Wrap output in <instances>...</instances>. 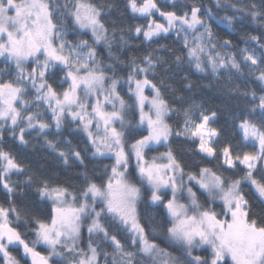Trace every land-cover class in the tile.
I'll return each mask as SVG.
<instances>
[{
	"label": "snow or ice",
	"instance_id": "6c2138e0",
	"mask_svg": "<svg viewBox=\"0 0 264 264\" xmlns=\"http://www.w3.org/2000/svg\"><path fill=\"white\" fill-rule=\"evenodd\" d=\"M212 5L127 0L146 23L122 27L93 0H0L3 264H20L10 248L26 264H264V0ZM245 22V47L213 27ZM141 38L177 46L129 56ZM37 147L55 163L16 151Z\"/></svg>",
	"mask_w": 264,
	"mask_h": 264
},
{
	"label": "trees",
	"instance_id": "16d2710c",
	"mask_svg": "<svg viewBox=\"0 0 264 264\" xmlns=\"http://www.w3.org/2000/svg\"><path fill=\"white\" fill-rule=\"evenodd\" d=\"M93 2H96L98 4H111L114 6V10L105 17V23L107 24L108 21H119L121 22V26L122 27H130L133 24H144L146 23L145 20L143 19H137L135 18L134 14L131 13L130 9H128L126 7V2L127 0H93ZM139 2V0H138ZM157 2L159 3L160 0H157ZM200 2L202 4H204L207 7H212V0H200ZM215 11V9H213ZM105 11H108V9H105ZM221 15H223L224 13H220ZM229 15H231V12H228ZM156 19L159 20V17H155ZM160 22H163L162 20ZM214 29L218 32V34L222 37V38H226V39H231L233 41L234 44H237L239 47H245L246 45L244 43H242L243 38L245 37V35L247 34H251V35H259V31H256L254 29L258 28V25H252L250 22H245V24L243 25V27H241L240 25H236V32L232 33L230 29L225 30L223 27L221 28H216L215 25H213ZM70 39L72 38L71 36L69 37ZM174 39V38H173ZM173 39H161L158 44L156 43H149V44H145L142 42V38L141 39H137V40H133L130 42V47L131 50L129 51L128 55L129 56H139L141 55L145 48H156L159 45H168L169 47H176L177 45H175L173 43ZM115 51V49H114ZM124 58V57H122ZM0 67H4V65L0 64ZM161 75H163V73H161ZM179 79V78H177ZM192 79L194 81H197L198 84L200 85H204L207 84L208 81L207 80H201L199 79V77L197 76H193ZM168 83H172V81H166ZM237 83L240 84L241 88H245L246 86H250L251 88H257L258 86L254 83L249 84V82L247 81V79H245V81L243 83H241L239 80H237ZM175 87H179V84H175ZM123 94V92H122ZM196 95H197V99L198 100H203L206 101V106L208 107H224L226 104H229L230 102L227 101L226 99H224L222 97V94L220 92H218L217 90H207L206 92H201L200 89L198 88L196 90ZM220 97V98H217ZM125 99H127V97H125ZM170 123H172L170 121ZM238 137V134H235ZM11 143V142H9ZM185 145L183 143H181L179 140L174 141L173 142V148L180 151V152H184L185 149ZM13 148L15 149V146H13ZM166 148L164 147H156L153 149V151L150 153V155H158L161 151H164ZM167 150V149H166ZM246 151H253V149L251 148H246ZM19 154L20 159L24 160L25 163L28 164H32L35 167V164L37 161H40L42 157H47L48 159L52 160L54 163V158L50 157L49 154L45 151H42L39 147L33 149V148H29L27 151L24 150H16ZM184 159L186 161H188L189 163L192 162L193 157L188 156L185 154ZM199 159V158H196ZM103 163L105 164H109L111 163V161L109 160H104ZM211 166V165H209ZM62 166H60L58 163L56 165L55 171L58 174V177L60 180H72L73 177L71 175V173L78 171V169H67L64 171H67L70 173V175L65 176L64 175V171L61 170ZM228 175H231V173H227ZM13 179H18L17 177H13ZM19 179H23L22 177ZM77 183H79V181H75ZM5 199L3 191L0 190V202H3ZM17 205L20 208H27L30 211H33L34 215L37 216H42L43 214L39 211L36 210L33 205H34V201H32L31 199L24 201L23 203H21L19 200L17 201ZM43 208H47L46 205H42ZM257 211H259V208L256 209ZM21 231H24V229H21ZM85 234V233H84ZM28 239H34V237H31L30 235L28 237H26ZM159 243V241H157ZM162 247H167L166 244H162ZM107 248L108 251H111V248H109L107 245L105 246ZM10 251H12L13 255H15L17 257V259L20 260V264H26V259L23 258L21 256V252L18 249H13L10 248ZM38 251H41L44 254H47L46 249L42 246H38ZM169 251H174L173 249L169 248ZM0 264H3L2 260H0ZM101 264H103V262H101Z\"/></svg>",
	"mask_w": 264,
	"mask_h": 264
},
{
	"label": "rangeland",
	"instance_id": "374dc122",
	"mask_svg": "<svg viewBox=\"0 0 264 264\" xmlns=\"http://www.w3.org/2000/svg\"><path fill=\"white\" fill-rule=\"evenodd\" d=\"M156 147H162V146H156ZM165 151H167L166 149L164 150V151H161V152H165ZM160 152V153H161ZM159 155V154H158ZM112 162V161H111ZM84 236L86 237L87 236V233L85 232V234H84Z\"/></svg>",
	"mask_w": 264,
	"mask_h": 264
}]
</instances>
